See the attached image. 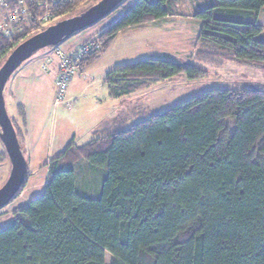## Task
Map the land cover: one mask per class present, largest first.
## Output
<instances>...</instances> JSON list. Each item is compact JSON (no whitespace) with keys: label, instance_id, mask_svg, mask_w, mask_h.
Masks as SVG:
<instances>
[{"label":"trees","instance_id":"trees-1","mask_svg":"<svg viewBox=\"0 0 264 264\" xmlns=\"http://www.w3.org/2000/svg\"><path fill=\"white\" fill-rule=\"evenodd\" d=\"M5 1L24 13L16 30L0 31V67L21 42L51 26L32 32L46 14L61 21L100 0H57L46 7L38 6L45 0ZM180 1L124 0L111 12L122 8L116 21L83 43L97 48L81 58L80 71L119 33L175 16ZM263 7L264 0H215L196 12L202 49L195 59L264 71V26L254 21ZM206 75L193 63L148 58L110 71L105 84L111 98L121 99L145 87V80ZM16 111L20 122L8 116L21 148L24 106ZM81 160L105 172L95 196L76 186ZM45 167L42 195L0 229V264H106V254L109 264H264V88L203 91L130 128L100 133L80 147L71 143ZM27 179L25 172L15 197Z\"/></svg>","mask_w":264,"mask_h":264},{"label":"rangeland","instance_id":"rangeland-1","mask_svg":"<svg viewBox=\"0 0 264 264\" xmlns=\"http://www.w3.org/2000/svg\"><path fill=\"white\" fill-rule=\"evenodd\" d=\"M214 1L181 0L175 6L176 15L169 17L168 21L148 23L119 33L100 58L86 68L87 81H78L71 87L72 91L69 88V92H72V95L67 97L69 110L64 106H54V68L58 65L57 52L65 53L79 43L96 40L122 14V8L75 33L68 39L71 40L69 45L67 43L65 46L45 47L34 52L12 73L5 84L3 96L7 114L11 118L20 122L15 106L17 101L28 113L31 126L26 131L21 127V130L25 131V140L21 139V153L26 161L28 179L21 193L0 208V229L13 223L17 210L42 195L48 178V168L45 164L59 156L71 143L80 147L94 140L95 137L91 136L90 131L99 127L105 128L102 126L103 117L99 111L115 112L113 120L106 125L107 131L123 130L206 90L264 88V71L255 66L233 62L221 65L204 64L195 59V52L202 49L200 44L196 43L200 22L195 13ZM57 21L52 18L32 32H38V29L53 25ZM254 21L264 26V7ZM261 39H264V33ZM148 58L193 63L207 70V75L202 80H188L184 76L160 81L145 80V87L123 100H115L113 107L108 101H103L108 97L105 78L110 71ZM42 65H46V71L42 70ZM27 66L31 67L34 79L24 77L23 71ZM77 76L78 74L74 78ZM14 88L20 89L16 100L9 95ZM96 100H101V103L94 104ZM98 104L101 108L95 110ZM3 154L5 150L0 141V186L10 171V163ZM75 171L78 190L95 196L104 177V170L89 168L87 163L81 160L76 163ZM105 263H110L108 254L105 255Z\"/></svg>","mask_w":264,"mask_h":264},{"label":"water","instance_id":"water-1","mask_svg":"<svg viewBox=\"0 0 264 264\" xmlns=\"http://www.w3.org/2000/svg\"><path fill=\"white\" fill-rule=\"evenodd\" d=\"M124 0H100L86 11L47 27L15 47L0 67V141L10 163L7 179L0 187V208L8 204L22 189L26 161L14 127L5 108L3 90L12 73L34 52L57 46L65 38L84 30L111 13Z\"/></svg>","mask_w":264,"mask_h":264},{"label":"built area","instance_id":"built-area-1","mask_svg":"<svg viewBox=\"0 0 264 264\" xmlns=\"http://www.w3.org/2000/svg\"><path fill=\"white\" fill-rule=\"evenodd\" d=\"M57 0H45L39 3L38 6L46 7L48 3H54ZM14 8V9H13ZM12 9L8 6L5 0L0 1V31L8 34L16 30V26L19 22V13L23 14V7L19 5L14 6ZM50 16L45 15L42 19V24L44 25L49 22ZM91 48H97V44L91 43L90 45H77L75 51L68 52H57L58 55V74L54 81L55 94H54V105L64 106L66 110H69L70 103L67 99L68 87L73 77L80 74L79 61L81 58L90 52ZM46 65H42V70L46 71ZM81 77L85 80L86 77L81 73ZM75 102V99H73Z\"/></svg>","mask_w":264,"mask_h":264},{"label":"crops","instance_id":"crops-1","mask_svg":"<svg viewBox=\"0 0 264 264\" xmlns=\"http://www.w3.org/2000/svg\"><path fill=\"white\" fill-rule=\"evenodd\" d=\"M169 20V17L168 18H165V19H163V21H168ZM70 41L71 40H68V41H66V42H64V43H62L61 45L62 46H65V44H67V45H69V43H70ZM78 45H80V43L78 44ZM77 46V45H76ZM57 66L58 65H56L55 66V68H54V77L56 76V73H57ZM25 70L23 71V74H24V77H26V79H34V74L31 72V67H29V66H27L26 68H24ZM85 70H86V68L85 69H83L82 71H81V73L83 74V76H85L86 77V79L84 80L82 77H81V73L80 74H78V76H77V78H73V80H72V82L70 83V85H69V88H70V90L72 91V88L71 87H73V85H75V84H77V82L78 81H80V80H82V81H87V75L85 74ZM55 80V79H54ZM85 87H87V86H85ZM69 88H68V94H70V95H68L67 94V97L69 96H71L72 95V92H69ZM107 88V87H106ZM17 89L18 88H14V91H11L10 93H9V95L13 98V100H16V98L18 97V93H19V91H20V89H18V91H17ZM16 91V92H15ZM108 97H107V100H103V101H108V103L109 104H112V107L115 105V100H123L124 98H121V99H113V98H111L109 95H107ZM73 97H75V96H73ZM125 98H127V97H125ZM96 103H101V100H96L95 101V103L94 104H96ZM17 104H20V103H18V101L16 102V105ZM98 104V106H95V110H100V108H101V106ZM15 105V106H16ZM22 105V104H21ZM55 106V105H54ZM56 107V106H55ZM102 109H104V108H102ZM113 109V108H112ZM100 112V115L103 117L102 119V126L104 125L105 126V128H102V129H100L101 127H99V128H96V129H94V130H92V131H90L91 132V136H93V137H96L97 135H100V132H102V133H104V132H106L107 130H108V128L106 127V125H108L109 123H110V121L111 120H113V116H114V110H112V111H99ZM25 115H26V125L23 127L24 128V130L26 131V129L28 128H30V120H29V118H28V113L25 111ZM23 130V129H22ZM113 130V129H112ZM25 131H22L23 132V138H24V140H25V135H24V133H25ZM33 141V140H32ZM37 141V140H36ZM47 160H50V159H47ZM48 171V170H47Z\"/></svg>","mask_w":264,"mask_h":264}]
</instances>
